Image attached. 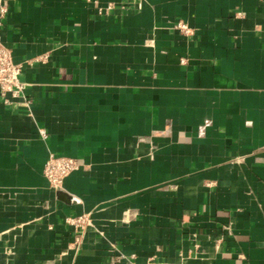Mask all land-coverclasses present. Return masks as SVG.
<instances>
[{
  "label": "crops",
  "instance_id": "0c3cea01",
  "mask_svg": "<svg viewBox=\"0 0 264 264\" xmlns=\"http://www.w3.org/2000/svg\"><path fill=\"white\" fill-rule=\"evenodd\" d=\"M0 35V264H264V0H0Z\"/></svg>",
  "mask_w": 264,
  "mask_h": 264
},
{
  "label": "built area",
  "instance_id": "2783aa9c",
  "mask_svg": "<svg viewBox=\"0 0 264 264\" xmlns=\"http://www.w3.org/2000/svg\"><path fill=\"white\" fill-rule=\"evenodd\" d=\"M6 11L5 7H1L2 13ZM176 26L181 30H188V25L182 20H178ZM21 72L22 65L14 60L12 49L0 35V92L4 96H17L23 91V84L20 80ZM80 166L81 162L76 157L50 152L44 164V176L51 188L60 190L66 177L79 169ZM89 220L90 216L87 213L67 218L68 223L78 233L83 230Z\"/></svg>",
  "mask_w": 264,
  "mask_h": 264
}]
</instances>
